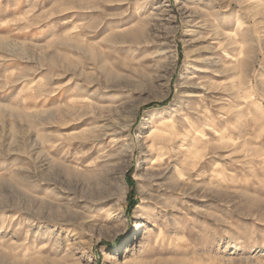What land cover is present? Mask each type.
I'll return each instance as SVG.
<instances>
[{
    "label": "rangeland",
    "instance_id": "rangeland-1",
    "mask_svg": "<svg viewBox=\"0 0 264 264\" xmlns=\"http://www.w3.org/2000/svg\"><path fill=\"white\" fill-rule=\"evenodd\" d=\"M0 264H264V0H0Z\"/></svg>",
    "mask_w": 264,
    "mask_h": 264
},
{
    "label": "bare ground",
    "instance_id": "bare-ground-1",
    "mask_svg": "<svg viewBox=\"0 0 264 264\" xmlns=\"http://www.w3.org/2000/svg\"><path fill=\"white\" fill-rule=\"evenodd\" d=\"M121 34V33H120ZM116 35V34H115ZM127 35V34H126ZM113 36V35H112ZM120 36H122V35H120ZM110 37V36H109ZM113 37H115V36H113ZM127 37V36H126ZM122 40V39H121ZM123 40H125V39H123ZM122 42V41H121ZM118 45V44H117ZM120 45V44H119ZM95 49V48H94ZM160 139V138H159Z\"/></svg>",
    "mask_w": 264,
    "mask_h": 264
}]
</instances>
